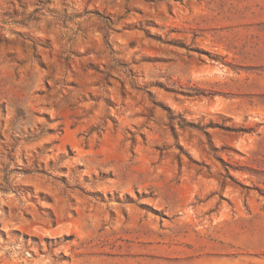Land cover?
I'll list each match as a JSON object with an SVG mask.
<instances>
[{"label": "rangeland", "instance_id": "obj_1", "mask_svg": "<svg viewBox=\"0 0 264 264\" xmlns=\"http://www.w3.org/2000/svg\"><path fill=\"white\" fill-rule=\"evenodd\" d=\"M0 264H264V0H0Z\"/></svg>", "mask_w": 264, "mask_h": 264}]
</instances>
